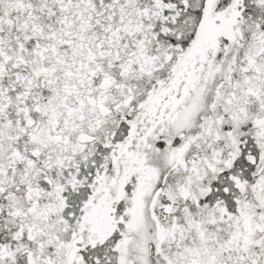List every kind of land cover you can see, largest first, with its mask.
<instances>
[{
    "label": "snow or ice",
    "instance_id": "obj_1",
    "mask_svg": "<svg viewBox=\"0 0 264 264\" xmlns=\"http://www.w3.org/2000/svg\"><path fill=\"white\" fill-rule=\"evenodd\" d=\"M0 264H264V0H0Z\"/></svg>",
    "mask_w": 264,
    "mask_h": 264
}]
</instances>
